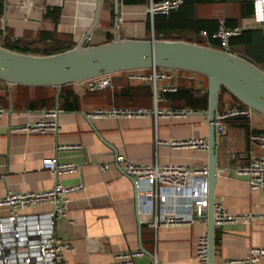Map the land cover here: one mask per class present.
I'll use <instances>...</instances> for the list:
<instances>
[{
    "label": "crops",
    "instance_id": "1",
    "mask_svg": "<svg viewBox=\"0 0 264 264\" xmlns=\"http://www.w3.org/2000/svg\"><path fill=\"white\" fill-rule=\"evenodd\" d=\"M97 1L4 0V10L0 16V28L3 30L0 43L6 45V41L13 43L18 40L32 48L51 47L54 43L76 45L94 21ZM111 2L115 9V0L102 1L100 20L88 37V45L107 41L109 31L115 33L116 16L119 17V34L122 38H158L154 28L155 15L151 16L147 11L151 0L134 4H124L119 0L120 7L117 13L115 11L114 24L109 26L107 22L111 20ZM243 2L249 4V14L241 13ZM48 6L61 8L57 25L52 19L44 17ZM196 11L198 17H214L219 21L235 17L238 19L235 26L261 27L264 30V21L256 18V0L203 1L197 4ZM170 12L171 10L164 14ZM219 26L220 22L212 33L207 29L197 32L186 29L175 31L172 35L186 39L191 37L192 40H208L210 36L219 39L215 36ZM42 29H56L55 39L52 41L51 38H41ZM204 31L206 34L202 33ZM160 36L165 38L164 33ZM174 72V77L168 82L200 88L201 93L207 90L206 76L181 69H175ZM110 74L111 84L95 90L88 87L87 81L69 83V88L75 94L68 102L69 106H64L62 99L59 101L61 85L46 87L11 84L0 79V105L7 108V112L0 115V197L12 190H35L53 186L55 176L50 169L43 167L42 159L56 155L62 161L82 165V173L63 177L66 184L80 181L85 183L84 189L72 194L68 215L57 222L58 234L75 246L67 255V264H110L116 253L131 250H142V254L136 256L140 263L156 258L164 264H201L195 258V242L201 234L208 232V220L192 225L162 226L157 231L144 224L140 237L134 183L130 176L123 173L115 156L118 152L124 153L147 164L172 162L196 168L207 166L208 150L190 146L173 147L158 143V140L189 137L208 139V115H163L157 118L153 115L131 118L88 116L87 112L112 104H153V80L131 78L128 70ZM164 83L165 81H158V94L163 98L160 103L185 106L183 100L177 99L174 104L170 102L171 98L167 93L172 91H164ZM223 100V110L237 107L232 105L235 101L232 94L226 93ZM56 104L64 110L58 117V132L14 129L37 119V110ZM246 125L250 127L251 133L264 131V114L253 109L251 115L231 116L228 118L226 131L219 134V177L215 200L233 213L251 212L257 215L264 213V187L260 190L251 189L247 176L239 174L237 168L248 162L252 155L261 154L264 149L257 140L248 139ZM63 145L68 146L61 147ZM101 164H107L108 167L101 169ZM51 207V204H44L28 210L47 211ZM6 211L0 207V215ZM256 215L226 221L216 229V261L242 257L248 254L252 246H264V219ZM141 240L144 249H141ZM262 263L264 264V257Z\"/></svg>",
    "mask_w": 264,
    "mask_h": 264
},
{
    "label": "built area",
    "instance_id": "2",
    "mask_svg": "<svg viewBox=\"0 0 264 264\" xmlns=\"http://www.w3.org/2000/svg\"><path fill=\"white\" fill-rule=\"evenodd\" d=\"M184 0H151L148 13L154 16L158 13H168L178 8ZM259 21H264V0H256ZM242 27H229L225 20L220 19V26L215 36L221 40L223 49L229 50V41L233 35L240 34ZM206 34V32H202ZM88 40V38H87ZM174 68L153 67L149 72L142 69L128 70L129 77L151 79L155 83V97L151 106L141 105H116L97 107L88 115L114 116V117H141L159 116H188L191 114L207 113L208 109L192 106L162 105V96L158 94V81L164 91H177L179 85L168 80L175 75ZM91 90L104 88L111 84V74H103L88 80ZM63 108L56 104L52 107L37 110L38 118L15 130L26 132L60 130L59 114ZM7 112V108L0 105V115ZM34 112V111H32ZM253 108L250 106L229 107L217 112L214 123L219 134L226 131L228 118L235 115H251ZM252 140H257L264 149V131L252 132ZM158 143L169 144L173 147L190 146L208 150V139L203 137H189L182 139H159ZM63 145L61 147H67ZM235 156V155H234ZM116 162L121 170L130 176L134 183L137 214L139 220L156 231L162 226L192 225L195 222L207 220L209 206V170L207 166L190 167L180 163H141L128 157L124 153H117ZM44 168L50 169L54 176L53 186L35 190H12L0 197V207L6 213L0 215V264H67V255L75 249L74 244L60 236L57 232V222L68 215V204L72 194L85 188L83 181L66 184L63 177L68 174L82 173V165L73 161H62L56 155L46 156L42 159ZM106 169L107 164L99 165ZM239 174L247 176L249 185L253 190L264 187V151L252 155L248 162L240 164L237 168ZM51 204L47 211L33 212L28 209L38 205ZM256 214H236L225 206L215 201L214 221L220 226L226 221L240 218H252ZM256 216L264 219V213ZM142 250L119 252L114 255L110 264H164L156 258L146 263H140L136 256ZM264 246H252L245 256L226 258L215 264H263ZM195 258L201 264L209 261V236L208 232L201 234L195 242Z\"/></svg>",
    "mask_w": 264,
    "mask_h": 264
},
{
    "label": "water",
    "instance_id": "3",
    "mask_svg": "<svg viewBox=\"0 0 264 264\" xmlns=\"http://www.w3.org/2000/svg\"><path fill=\"white\" fill-rule=\"evenodd\" d=\"M102 1L98 0L94 21L74 47L53 53H30L0 43V79L11 84L55 85L86 81L92 77L121 70L167 67L208 76V170L209 206L207 213L209 261L215 264V189L219 177L218 138L214 123L219 111V92L227 87L244 104L264 114V69L246 56L209 44L187 39L122 38L118 19L111 40L88 45L87 38L97 26ZM120 7L115 0V11ZM88 115V112H87ZM89 116V115H88ZM140 237L143 223L139 220ZM141 249H144L141 240Z\"/></svg>",
    "mask_w": 264,
    "mask_h": 264
},
{
    "label": "trees",
    "instance_id": "4",
    "mask_svg": "<svg viewBox=\"0 0 264 264\" xmlns=\"http://www.w3.org/2000/svg\"><path fill=\"white\" fill-rule=\"evenodd\" d=\"M203 1H214V0H184L183 4L178 8L171 10L169 14L164 13H158L154 16V28L156 32V36L158 38H162L160 36L162 33H164L165 38L168 39H186L185 37L179 36L174 37L172 34L175 31H181L186 29H191L193 31H200L202 29H207L209 33H212L219 25V19L214 17H208V18H202L198 17L196 15L197 11V4L199 2ZM124 4H134V3H146L148 0H122ZM249 4H245L243 2L241 13L243 15L249 14L248 7ZM4 10V0H0V16L2 15ZM61 14V8L59 6H48L46 9V12L44 14L45 18H50L54 22L55 25H57L59 16ZM114 15H115V9L114 5L111 8V22L113 21L114 24ZM225 22L227 25L235 26L238 22V19L235 17H228L225 19ZM110 23V22H109ZM2 28H0V34L2 33ZM55 33L56 29H42L40 31V37L41 38H51L52 41L55 39ZM108 36L107 39L111 40L114 37V33L112 31L107 32ZM173 36V37H172ZM107 40V41H108ZM193 41H197L204 44H209L212 46H216L219 48H223V44L219 39L213 38L212 36L209 37L208 40L205 39H194ZM6 46L11 49L23 51V52H30V53H53L57 51H62L71 47H74L75 45H57L54 43V45L45 46L43 48H32L28 44H22L18 40H16L13 43H9L6 41ZM229 50L242 54L246 56L247 58L251 59L253 62L257 63L261 68L264 69V30L261 27H253V28H242V31L240 34L233 35L230 38L229 41ZM152 68L146 67L142 68L143 71L149 72ZM182 70V69H181ZM188 71V70H187ZM192 72V71H191ZM203 75V74H202ZM206 76L208 79L207 75ZM128 80H131L127 77ZM133 81V80H131ZM130 81V82H131ZM40 86H50V85H40ZM55 86V85H51ZM70 84H63L60 86L59 90V101L61 99L63 100L64 106L67 105L68 102H70L75 94L72 89L69 88ZM180 87L177 91H172L167 93V96L170 99V102L172 101V104L175 103V101L183 100L185 103V106H192L195 108H204L206 109L209 102V92H208V80L206 83V91L205 93H201L200 88H194L193 86H187L185 84H180ZM226 93L232 94L235 101L232 103V105L237 106H246L237 96H235L227 87L222 86L221 90L219 92V106L220 110H223L222 107H224V95ZM71 106V105H70ZM246 135L248 139L250 138L251 129L248 125H246ZM144 225V224H143ZM218 238L216 235L215 244L217 245Z\"/></svg>",
    "mask_w": 264,
    "mask_h": 264
},
{
    "label": "rangeland",
    "instance_id": "5",
    "mask_svg": "<svg viewBox=\"0 0 264 264\" xmlns=\"http://www.w3.org/2000/svg\"><path fill=\"white\" fill-rule=\"evenodd\" d=\"M111 5H113V2H111ZM107 24H109V26H112L113 25V21L112 22L110 21V23L107 22Z\"/></svg>",
    "mask_w": 264,
    "mask_h": 264
},
{
    "label": "bare ground",
    "instance_id": "6",
    "mask_svg": "<svg viewBox=\"0 0 264 264\" xmlns=\"http://www.w3.org/2000/svg\"><path fill=\"white\" fill-rule=\"evenodd\" d=\"M114 79V78H113Z\"/></svg>",
    "mask_w": 264,
    "mask_h": 264
}]
</instances>
